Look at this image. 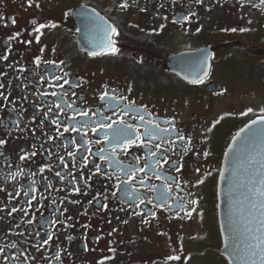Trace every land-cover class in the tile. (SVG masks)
I'll return each instance as SVG.
<instances>
[{"label":"flooded vegetation","instance_id":"1","mask_svg":"<svg viewBox=\"0 0 264 264\" xmlns=\"http://www.w3.org/2000/svg\"><path fill=\"white\" fill-rule=\"evenodd\" d=\"M3 56L0 264H228L218 180L264 117L262 0H0Z\"/></svg>","mask_w":264,"mask_h":264},{"label":"water","instance_id":"2","mask_svg":"<svg viewBox=\"0 0 264 264\" xmlns=\"http://www.w3.org/2000/svg\"><path fill=\"white\" fill-rule=\"evenodd\" d=\"M253 121L230 143L218 180L221 254L228 264H264L256 247V238L264 239V120Z\"/></svg>","mask_w":264,"mask_h":264},{"label":"snow or ice","instance_id":"3","mask_svg":"<svg viewBox=\"0 0 264 264\" xmlns=\"http://www.w3.org/2000/svg\"><path fill=\"white\" fill-rule=\"evenodd\" d=\"M197 2H200V0H197ZM30 3H31V0H30ZM262 3H264V0H262ZM37 7H39V5L37 4L36 5ZM122 7H127V4L125 3L124 5H122ZM166 19V18H165ZM183 19H187V17H184ZM15 21H13L14 23ZM32 23L34 25H36V21L33 20ZM56 27V25L53 23L51 25H45V24H39L37 25L33 31H35L36 33H39L40 35H42L41 33V29L45 28V27ZM164 25H161V29H163ZM105 33L107 34L109 31L111 32V34L113 35H119V33L117 32V29L111 25H108L107 28L104 29ZM231 31L235 32L237 31V29L233 28L231 29ZM240 31H244V29H240ZM40 35H37L35 37L36 41L39 42V39H40ZM26 43H31V41H27ZM106 47H108L111 51L112 54H116L118 53L119 49L115 47V41H113L110 37H108L107 39V44H106ZM90 55H95L96 53H89ZM0 59H4V60H7L8 57L7 56H3V57H0ZM37 62H39V58H37ZM207 74V73H206ZM65 83H67V81H65ZM0 87H3V85H0ZM53 95H55V93H53ZM105 95H107V93H105ZM121 99H123V97H121ZM252 109L249 108L248 109V112H251ZM244 113H242L243 115ZM86 115V113H85ZM141 120L144 119L143 116L140 117ZM262 120H264V117H261ZM149 123H151V121H149ZM216 123H219V120L216 122ZM253 123H256V121H253ZM108 127H111V125H108ZM159 129V126L157 125V130ZM166 130V129H165ZM148 131V135L150 136H153L155 137L156 135V130H146ZM209 131H211V129H209ZM241 131H243V129H241ZM261 133L264 134V129L261 130ZM132 127L131 126H127V127H124V128H119L117 129L114 134H113V138L112 140L110 141L111 144L113 145H118L121 143L122 140H129V137L132 135ZM181 139H183V137H180ZM129 143H131V140H129ZM5 144V141L0 139V145H3ZM32 155H35V153H33ZM205 156L208 155L207 152L204 153ZM23 159V157H22ZM99 167H97V171H99ZM41 171H43V169H41ZM176 171H180V167L177 166L176 167ZM198 171V169H197ZM56 175H60L59 172L56 173ZM197 183H203V181H198ZM262 183H264V181H262ZM77 191H79V189H77ZM27 195V193H25ZM261 195H264V192L261 193ZM192 203H196V201H192ZM253 207H255V205H253ZM262 207H264V205H262ZM261 224L262 226H264V221H261ZM69 239H71V237H69ZM256 239L260 240V243L256 245V247H259L260 248V251H261V260H264V247H262V245H264V239H261L260 237H257ZM45 243H47V241H45ZM234 254H237L238 253H234ZM252 255H255V253L253 252ZM169 259H179V257H169ZM99 264H104V261L101 260L99 262Z\"/></svg>","mask_w":264,"mask_h":264},{"label":"rangeland","instance_id":"4","mask_svg":"<svg viewBox=\"0 0 264 264\" xmlns=\"http://www.w3.org/2000/svg\"><path fill=\"white\" fill-rule=\"evenodd\" d=\"M207 224H208V227H209L208 235H209V237L212 240H214L215 237H216V233H215V229H214L212 218H210V217L208 218ZM192 264H200V263H192ZM210 264H225V263L224 262H220V261H212V262H210Z\"/></svg>","mask_w":264,"mask_h":264}]
</instances>
